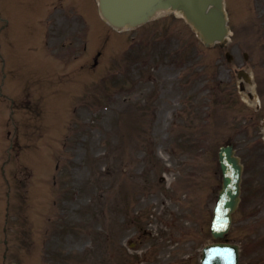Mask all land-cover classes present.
I'll return each mask as SVG.
<instances>
[{"label":"rangeland","instance_id":"374dc122","mask_svg":"<svg viewBox=\"0 0 264 264\" xmlns=\"http://www.w3.org/2000/svg\"><path fill=\"white\" fill-rule=\"evenodd\" d=\"M58 1L0 0V55L7 59L5 72L14 67L20 79L8 76L16 119L26 117L30 125L20 135L29 149L15 145L7 166L12 245L5 263L199 264L202 246L213 240L210 221L222 181L218 148L232 139L246 164L250 197L225 238L241 243L242 264H264V147L257 141L264 119L239 91L236 75L248 66L264 95V0H227L232 62L218 45L206 48L173 13L129 31L116 47L122 36L102 40L108 32L96 6L63 0L87 18L85 58L105 47L96 69L77 49L80 59L60 60L62 44L75 45L84 35V19ZM42 46L68 92H54L46 80L30 84L45 55ZM36 103L38 119L29 112ZM2 112L0 103V119ZM10 129L9 143H15ZM1 131L5 142L0 124ZM1 195L0 222L8 207ZM256 207L262 213L250 218ZM252 242L258 251H251Z\"/></svg>","mask_w":264,"mask_h":264},{"label":"water","instance_id":"95a60500","mask_svg":"<svg viewBox=\"0 0 264 264\" xmlns=\"http://www.w3.org/2000/svg\"><path fill=\"white\" fill-rule=\"evenodd\" d=\"M101 3L104 13L118 25L140 24L153 17L160 9L180 10L193 24L206 45L216 41L225 44L229 32L224 0H101ZM220 160L225 180L223 193L215 211V236L223 235L227 230V224L223 225L226 218L230 220L229 212L237 203L241 174V167L238 159L233 156L231 147L222 149ZM233 247L237 251V247ZM221 250L219 247L208 248L207 264H238L232 249L220 253ZM218 255L219 258L215 259Z\"/></svg>","mask_w":264,"mask_h":264}]
</instances>
